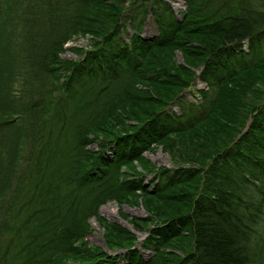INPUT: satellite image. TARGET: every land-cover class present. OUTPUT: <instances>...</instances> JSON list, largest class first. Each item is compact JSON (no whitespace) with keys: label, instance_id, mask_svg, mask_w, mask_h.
<instances>
[{"label":"trees","instance_id":"trees-1","mask_svg":"<svg viewBox=\"0 0 264 264\" xmlns=\"http://www.w3.org/2000/svg\"><path fill=\"white\" fill-rule=\"evenodd\" d=\"M172 1L0 0V59L14 58L0 66V264H264V0ZM72 33L93 39L74 60L60 56ZM195 77L202 100L169 110ZM156 143L176 166L144 184L132 164L153 170ZM139 194L148 255L118 223L103 238L123 252L84 238L101 204Z\"/></svg>","mask_w":264,"mask_h":264},{"label":"rangeland","instance_id":"rangeland-1","mask_svg":"<svg viewBox=\"0 0 264 264\" xmlns=\"http://www.w3.org/2000/svg\"><path fill=\"white\" fill-rule=\"evenodd\" d=\"M173 6L175 7V9H182L183 7V3L181 1H174L173 0ZM125 14L127 13H123L124 17H123V23H122V27L120 28V31L125 32V34H130V30H131V26L130 24H128V20L125 18ZM155 33V28L152 22V18L150 16H147V19L145 20V23L143 24V31L142 34L144 36H150L152 34ZM82 36V35H81ZM92 38L90 37V35L84 36V37H79V34H71L65 41L63 44V51L60 53V56L62 58L65 59H76L80 56L81 52H75L74 50L70 49L71 47L73 48H79V49H86L92 46ZM16 44V45H15ZM16 46V51H18V53H20V57L19 55L16 57V59H22V61H24V58H27L28 52L27 49L25 48V44L24 41L22 39V37H17L15 38V42L11 45ZM25 45V46H24ZM176 59L178 61H182V57L179 54L178 51H176ZM14 58L12 60H9L8 57L4 58V59H0V66H6V64H11L10 61H13ZM27 62H24L27 64V68H29V71L26 69V72L30 73V65L28 62L29 58L26 59ZM23 63V62H22ZM21 65V63H20ZM18 66H14L13 68H17ZM25 67V68H26ZM62 68H59L58 72H60V75L64 74L65 72L62 71ZM196 74L199 71V67L196 69ZM25 77H27V75H25ZM62 79L63 76H60ZM29 78V77H28ZM30 79L33 81V78H29V79H25L23 81L22 78H16L15 79V75L14 73H12L11 76V80H12V87L15 88V92L16 94H20L22 91L26 94H28L29 92H31L30 90V85L28 83V81H30ZM24 84L27 85L29 88H24ZM22 85V87H21ZM206 89L205 84L198 78L195 77L192 81V83L189 84V86H186L184 89L181 90V92H179V94L181 93V95L183 96L182 101L175 102L172 101L171 103H169L168 107L169 110L172 111H178L177 113H179V105L186 101L189 102H193L195 104H198V102H200L202 99L200 97V94L198 92V89ZM26 113L28 114V116H30V110L28 109V111L26 110ZM32 120V117H29V121ZM249 120V119H248ZM247 120V121H248ZM87 146L89 148H93L96 149L97 146L95 145V143H89L87 144ZM142 154L150 161V167L153 168V170L147 171V172H142V168H141V162L134 160L133 161V168L135 170H138L141 172V175L144 176V184H148L151 183V180L154 179L155 176V172L158 170V168L160 166H165V167H172V166H176L175 163H173V160L171 159L170 155L167 153V151H164L161 148L160 143H156L152 146L151 149L145 150L142 152ZM186 164V163H183ZM155 181V180H154ZM138 193H140L137 190ZM8 193V192H7ZM5 195V194H4ZM3 195V196H4ZM1 197L0 198V223L3 220V217L5 215L4 213V209H5V205L9 204L11 197ZM98 215H100L104 220L101 222L97 221V219L94 217V215H91L88 217L87 221L89 222V225L91 227V231L90 233L87 234L86 240L90 243H94L98 246H102L105 248L106 251H108L109 253H120L123 250L121 249H116L114 251L108 250L106 248L105 245V240L103 238V234H106V227L108 226V224L110 222L113 223H118L120 226L128 229L129 231L132 232H136L137 235V242H136V246L137 248H139L140 252L143 255H148L149 251H147L146 249H143L140 246V241L142 240L143 237H145V233L143 231H136L133 227V225L130 222V217H139V218H147V217H151L152 214L151 212L148 211L147 206L144 203V199L142 198V196L139 194V196L136 198V202L135 204H127V202H118L114 199L108 200L105 203L101 204L98 207ZM126 215V217H125ZM153 217V216H152ZM151 225V224H150ZM122 259V258H121ZM69 264H71L70 262H67ZM118 264H125V261H119L118 258Z\"/></svg>","mask_w":264,"mask_h":264},{"label":"water","instance_id":"water-1","mask_svg":"<svg viewBox=\"0 0 264 264\" xmlns=\"http://www.w3.org/2000/svg\"><path fill=\"white\" fill-rule=\"evenodd\" d=\"M248 122H249V120H248ZM248 122H247V124H248Z\"/></svg>","mask_w":264,"mask_h":264}]
</instances>
